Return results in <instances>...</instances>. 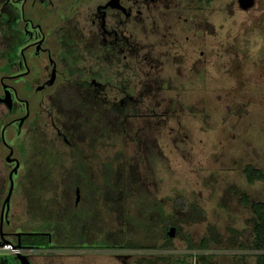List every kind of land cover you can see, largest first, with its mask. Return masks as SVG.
<instances>
[{
    "label": "rangeland",
    "instance_id": "374dc122",
    "mask_svg": "<svg viewBox=\"0 0 264 264\" xmlns=\"http://www.w3.org/2000/svg\"><path fill=\"white\" fill-rule=\"evenodd\" d=\"M253 1L245 10L237 0H171L159 8L186 18L182 43L175 54L158 50L151 72L150 61H142L145 52L138 51L130 79L141 94L127 115H118L117 120L125 118L123 128L113 126L109 98L87 95L73 99L76 108L62 110L54 94L39 109V99L32 104L18 131L7 128L20 165L4 228L47 233L51 246L38 254L24 251L29 264H180L200 249L188 242L202 238L210 254L198 264H257L259 251L227 243L228 227L248 232L249 211L235 198L228 207L221 200L233 185L264 201V0ZM144 23L146 44L154 36ZM5 26L16 28L9 19ZM14 36L0 24V77L18 71L16 64L8 65L18 56ZM142 38L143 32L138 45ZM49 45L53 54L62 53L52 35ZM81 47L71 37L68 56ZM48 73L41 68L35 78L18 82L19 95L32 97L33 90H26ZM151 73L153 78L145 77ZM3 98L0 86V132L24 113L22 104L13 100L8 107ZM7 155L0 140V208L9 185ZM74 156L89 174L93 195L87 197L84 187L78 201L61 183ZM248 164L262 171V180L246 181L242 168ZM169 223L173 237L167 236Z\"/></svg>",
    "mask_w": 264,
    "mask_h": 264
},
{
    "label": "flooded vegetation",
    "instance_id": "af4514ba",
    "mask_svg": "<svg viewBox=\"0 0 264 264\" xmlns=\"http://www.w3.org/2000/svg\"><path fill=\"white\" fill-rule=\"evenodd\" d=\"M170 1L0 0V24L4 26L7 33H10V36L22 33V38L16 39L14 36L11 42L12 50L16 51L18 56L8 64H16L18 71L0 77L3 95H5L4 91H8L11 94V102L14 100L24 107V113L21 116L11 118L1 126L4 128L5 140V143H2L8 153L12 150L11 157L15 158L14 149L6 136L7 128L13 126L18 131L24 120L30 117L32 104L39 99L37 103L39 109L46 101L45 98H48L50 102L53 94L57 96L56 104L62 110L76 108V103H72L73 99L87 97V95L102 100L109 98L107 108L108 114L114 120L113 126L123 128L125 118L117 120L118 115L121 113L127 115L132 106L137 104L135 95L141 94L136 91V79H130L135 75L138 51L145 52L142 55V61L145 63L150 61L148 69L151 72L160 50L171 49L175 54V50L182 43L180 31L183 29V22L187 21L186 18H181L179 13L176 16L173 15V18L172 15L167 14V11L159 10V8L163 9L162 6L169 7ZM7 18L14 22L15 29H7L5 26ZM143 19L151 26L148 28L152 30L154 36L150 41L146 39V44L142 42L143 39L145 40L144 30L147 26ZM171 19L173 21H170ZM54 29L57 31L54 32ZM142 32L143 38L139 39L141 42L139 41L140 45H138V38ZM51 35L52 40H57L62 48V53L58 55L52 53L49 45ZM73 36L79 39L82 47L78 52L74 51L71 57L68 56V47ZM7 50L8 47L5 52ZM61 54L65 57L60 56ZM61 66L64 67L63 70H60ZM41 68H45L46 72L49 71L48 78L34 89L27 87L26 91L30 93L33 90L34 94L32 97L29 95L22 98L19 95L18 82L35 78L34 75L40 72ZM145 77L153 78V73ZM57 86L60 88L53 92ZM151 91L142 93L148 94ZM180 94L181 91L178 92V97ZM122 98L134 100L124 102L121 101ZM115 99L120 100L118 107H115ZM23 116L26 117L21 122ZM75 157H72L71 167L75 166L80 171L86 189L84 193L86 196L88 193L87 197H92L87 181L89 174L78 167ZM9 164L12 169L15 162ZM77 190L80 200L82 191L79 186L74 188V196L76 198ZM4 227L5 225L2 224L0 242L6 240L12 247L15 245L18 247L13 248L17 251H0V264H29L27 258L29 253L26 254L24 251L38 254L47 247L51 248L47 233L43 234L47 241L45 245H32L23 243L21 237L33 233L6 230ZM31 254L29 256H32Z\"/></svg>",
    "mask_w": 264,
    "mask_h": 264
},
{
    "label": "trees",
    "instance_id": "16d2710c",
    "mask_svg": "<svg viewBox=\"0 0 264 264\" xmlns=\"http://www.w3.org/2000/svg\"><path fill=\"white\" fill-rule=\"evenodd\" d=\"M77 170L75 166L66 172V175L61 180L62 186L70 191L69 195L71 198L74 195V188L76 186L80 187V190L85 187L81 173ZM242 172L248 183H253L256 180L263 179V173L260 169L254 167L253 165H245L242 168ZM235 198L238 204L247 209L250 213V217L247 219L248 232L246 229L238 230L237 228H227L230 231V238L228 244L236 247H247L249 249L259 251L256 255V263L264 264V201L255 200L251 198L248 194L244 192H239L233 185L228 186L224 190V194L221 198L223 206H230L231 200ZM148 212V208L145 209ZM174 226L173 223H169V226ZM211 235H217L212 228H210ZM244 238V240L242 239ZM21 241L26 244H46V237L43 234H29L23 235ZM190 248L200 247L206 249L207 239L202 238L198 244L188 242ZM204 256H200L199 260H203ZM180 258L178 257H175ZM180 264H188V258H183L179 261Z\"/></svg>",
    "mask_w": 264,
    "mask_h": 264
},
{
    "label": "water",
    "instance_id": "95a60500",
    "mask_svg": "<svg viewBox=\"0 0 264 264\" xmlns=\"http://www.w3.org/2000/svg\"><path fill=\"white\" fill-rule=\"evenodd\" d=\"M238 1V5L239 7H241L242 9H248L250 7L253 6V3L254 1L253 0H237ZM4 98L2 99L6 105L8 107H10V103H11V94L8 93V91H4ZM26 116H23L21 118V122L23 121V119H25ZM4 128H2L1 130V133H0V136H1V140L3 143H5V140H4ZM12 155V150L9 151L8 155L5 157V161L8 162V163H12V162H15V165L12 167V169L9 171L8 173V181H9V185H8V190H7V194L1 204V208H0V234L2 232V224H3V221H4V217L6 215V207H7V204H8V201L10 199V196H11V193H12V189H13V174L17 171V168H18V161L15 160V158H12L11 157ZM78 198H79V193H78V190L76 192V201H78ZM174 226H171L168 228L167 230V236L169 237H173L174 235ZM3 243H9L8 241L6 240H1L0 242V245H2ZM18 246H14L13 248H16Z\"/></svg>",
    "mask_w": 264,
    "mask_h": 264
},
{
    "label": "built area",
    "instance_id": "2783aa9c",
    "mask_svg": "<svg viewBox=\"0 0 264 264\" xmlns=\"http://www.w3.org/2000/svg\"><path fill=\"white\" fill-rule=\"evenodd\" d=\"M0 251H17V249H13L9 243H3L0 245ZM208 254L210 253L207 249L192 250L188 253V264H198L199 257Z\"/></svg>",
    "mask_w": 264,
    "mask_h": 264
}]
</instances>
